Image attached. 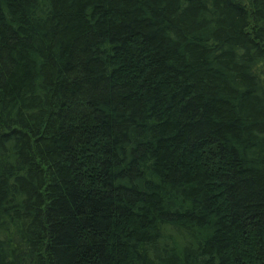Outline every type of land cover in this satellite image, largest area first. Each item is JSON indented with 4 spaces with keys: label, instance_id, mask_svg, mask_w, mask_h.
I'll use <instances>...</instances> for the list:
<instances>
[{
    "label": "trees",
    "instance_id": "1",
    "mask_svg": "<svg viewBox=\"0 0 264 264\" xmlns=\"http://www.w3.org/2000/svg\"><path fill=\"white\" fill-rule=\"evenodd\" d=\"M0 264H264V0H0Z\"/></svg>",
    "mask_w": 264,
    "mask_h": 264
}]
</instances>
